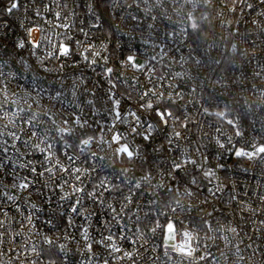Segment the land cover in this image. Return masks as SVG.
I'll list each match as a JSON object with an SVG mask.
<instances>
[{"label": "built area", "instance_id": "1", "mask_svg": "<svg viewBox=\"0 0 264 264\" xmlns=\"http://www.w3.org/2000/svg\"><path fill=\"white\" fill-rule=\"evenodd\" d=\"M12 2L0 264H264V0Z\"/></svg>", "mask_w": 264, "mask_h": 264}, {"label": "snow or ice", "instance_id": "2", "mask_svg": "<svg viewBox=\"0 0 264 264\" xmlns=\"http://www.w3.org/2000/svg\"><path fill=\"white\" fill-rule=\"evenodd\" d=\"M17 7H18V3L16 2V0H13V2L11 3L10 8L8 10L12 11L13 9H16ZM30 43L34 47H37V48L40 47V44L37 43L36 41H31ZM19 47H21V48L24 47V44L21 43L19 45ZM59 47L61 48L60 55H66V54L71 52L69 44H67V43L59 45ZM31 171L32 172H36V169L33 168V169H31ZM32 184H33V181L28 180V178H26V177L25 178H21V180L19 182L14 180L13 183L10 186H7V187H4L2 184H0V198H4L11 205L12 198L13 197H17V196H19L20 193L26 192L27 190H29L30 187L32 186ZM30 195H31V193L29 192L28 196H30ZM15 207L17 209H19V205L17 203H16ZM78 207H79V204L77 203L76 207L71 209V212L73 214H75L77 209H78ZM2 210L3 209H0V211H2ZM9 211H10V209H9ZM85 219H87V217H85ZM71 222L72 221L69 220V218H68L67 223H71ZM81 227H83V226H81ZM89 247H90V245H89Z\"/></svg>", "mask_w": 264, "mask_h": 264}]
</instances>
